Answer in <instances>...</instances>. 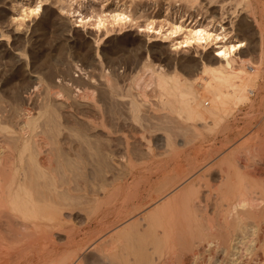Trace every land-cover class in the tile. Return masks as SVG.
Here are the masks:
<instances>
[{"label": "rangeland", "instance_id": "obj_1", "mask_svg": "<svg viewBox=\"0 0 264 264\" xmlns=\"http://www.w3.org/2000/svg\"><path fill=\"white\" fill-rule=\"evenodd\" d=\"M13 3L12 0H0V137L5 136L0 138V143L5 140L13 145L12 152L17 166V174H13L15 182L19 181L30 188L54 186L56 195L59 188L58 195L62 190L67 197H73V200L72 197L65 199L66 207L64 206L63 210L68 230L73 224V227L83 228L84 231L82 229L81 232H86L96 225L98 220L105 221L111 228L133 215L125 216L133 207H138L134 212L137 213L128 223L135 220L143 222L140 220L147 211L149 212V208L153 207L149 204L151 195H155L154 189L162 183L161 180H164L166 175L170 176L171 180L172 169L176 163H183L184 166L186 161L195 155L201 164L196 167L190 179L203 177H200L196 187L199 195L205 194L206 188L202 187L207 182L217 185L224 176L226 168L222 161L231 156V153H235L233 156L238 159L237 164L242 168L246 154L241 146L245 138V142L250 138L248 146H256V151H252V154L258 155L256 167L260 170L253 179L264 180V133L260 135L262 138L258 141H262H257L258 145L252 137L258 129L257 122L264 119V105L260 112L255 108L250 109L248 102L236 104V107L233 105L231 114L225 115L215 125L207 119L205 123L211 126L210 130L201 129L200 134L196 135L189 121L176 118L174 120L167 112L169 118L166 116V110L159 111L156 98L152 95L142 104L143 100H139L140 97L131 84L132 77L141 68L140 65L147 62L152 66L154 64L153 68H162L169 75L177 73L181 78L192 79L199 71L201 62L212 56L216 49L213 48L214 45L207 50L195 45L172 49L170 42H162L158 37L150 38L149 36L154 34L139 32L136 26L129 24L121 29L114 26L106 33L104 28L98 29L94 25L95 17H92L91 21L79 23L78 18L72 15L77 6L68 5L67 0H61L59 3L47 0L39 12L26 16L18 23L11 19ZM34 3L35 0H31L28 4ZM194 5L203 15L201 22L206 23L209 18L222 19L224 26L232 30L234 38L244 43L238 55L249 58L261 68L259 89H254L249 95L250 101L256 102L260 95L264 96V0H197ZM59 6L69 9L70 12L61 11ZM186 6L187 4L183 3L182 7ZM84 12L86 10H83ZM93 13H101L98 4ZM147 14L149 18H156L153 26L157 28L161 25L160 13L154 14L148 10ZM144 23L143 19L138 21V24ZM108 29H111L110 25ZM86 88L93 91L87 98L81 96V91ZM133 100L140 105L136 111L130 102ZM28 117L31 121L27 125V131L23 133L20 125ZM202 123L196 122L198 127L204 124ZM185 124L189 130H185L188 129ZM36 141L40 142L38 147L35 145ZM260 144L263 146H259ZM179 146L183 151L179 152L177 157L176 149H179ZM182 146L184 147L181 148ZM213 146L214 149H220L214 150ZM206 147L207 149H203ZM239 148H242L243 152ZM194 150H197V153ZM26 177L31 178L25 179ZM190 179L181 186L186 185ZM46 184L48 185L45 186ZM119 191L122 193L119 194ZM111 194L112 198L116 199L109 198ZM121 201H124V204ZM104 205L108 206L105 208ZM87 220L90 222L89 227L84 224ZM255 236L251 243L252 247L256 246L255 252L252 253L255 255H246L240 251L243 250V246H240L238 254L229 259L238 256L239 264H264L263 222L259 223ZM79 237L80 235L77 238ZM103 238L106 237L97 240L96 244ZM96 244L83 251L81 258L83 257L82 260L84 259L86 264H117L109 262L99 254L94 248ZM218 252L214 254L211 263L216 261L214 259L218 260L217 264L232 263L230 260H223L224 253L221 250Z\"/></svg>", "mask_w": 264, "mask_h": 264}, {"label": "bare ground", "instance_id": "obj_2", "mask_svg": "<svg viewBox=\"0 0 264 264\" xmlns=\"http://www.w3.org/2000/svg\"><path fill=\"white\" fill-rule=\"evenodd\" d=\"M12 1H14V3L11 6V19L19 23L23 21L26 16L37 13L36 9L38 8L40 10L47 0H35L33 5L28 4L31 0ZM55 1L57 3L61 2V0ZM67 1L69 3L68 5L75 4L77 6L72 12V15L78 18L77 21L79 23L83 24L86 21H91L92 17H95L94 25L98 29L104 28L105 32L112 30L114 26L121 29L126 24H129L136 26L139 32L146 31L154 34L149 36L150 38L158 37L162 42H170L172 49L187 48L195 45L201 49L207 50L214 45L213 48L216 49H214L212 56L209 58L207 57L208 59H206V61L201 62L199 71L192 79L181 78L177 73L169 75L164 72L162 68H153L154 64L152 66L147 64L148 62L145 64L142 62L143 65H140L141 68L139 71L137 70L138 72H136L135 76L131 79V84H133L132 86L140 97H138L139 100H143L142 104L148 101L149 96L152 95L154 99L156 98L158 110H166L165 113L167 112L169 114L168 116H171L174 120L182 119L183 121H189L196 135L200 134L201 129L206 128L210 130L211 126L205 123L207 119L210 120L213 125L217 124L225 115H228L233 110V105L236 107V104H247L248 102L250 109L255 108L258 112H260L263 107L264 96L259 94L260 98L258 97L259 99L256 102L250 101L249 99V95L252 94L253 90L258 88V82L259 79H261L262 73L261 68L251 62L249 58L238 55L244 43L242 40L238 41L234 38L232 30H228V26H224L223 22H221L222 19L216 20L209 18L206 23L201 22L203 15L199 12L196 5H194L197 0ZM23 3L27 5L23 6ZM183 3L187 4L185 8L182 7ZM97 4L101 9L100 14L93 13L95 12ZM61 6H59L61 11L70 12L69 9H64V7L62 8ZM83 10H86V12L83 13ZM148 10L154 14H161V25L157 26V28L153 26L156 18L154 16L149 18L147 14ZM74 12L75 14H73ZM194 12H196V14H194ZM141 19L145 21L144 24H138V21ZM108 25H110L111 29H108ZM162 28L165 29L162 30ZM218 53H222V55H218ZM56 93L60 95L59 92L56 91ZM92 93L93 91L91 89L89 90L86 88L81 91V96L86 97ZM130 102H132L131 105L134 111L138 110L140 106L139 102L136 100ZM161 116L163 117V115ZM30 121L31 119L28 117L27 120L20 125V130H23V133L27 131V125ZM262 121L257 122L258 129L257 131L255 130L256 132L251 129L255 132L252 137L255 138L256 144L257 141L262 138L260 135L262 136L264 133V119H262ZM196 122L200 124L203 122L204 124L202 123L203 125L198 127L199 125L197 126ZM184 126L188 129L182 126L181 128L189 130L187 124ZM190 133L192 134L193 131ZM191 139L192 138H190V141ZM245 140L246 138L241 146L246 154L242 168L237 164L238 159L236 160V157L233 156L235 153H231V156L224 160L222 159V164L224 163L226 168L225 174L217 185L208 184L207 182V184L202 187L206 188L205 194L199 195V190L196 187L201 176H197L192 180L190 179L195 173L196 167L201 164L195 155L197 150H194L195 153L194 151L193 153L195 156L186 161L185 167L182 165L183 163L179 162L176 163L175 166L173 165L174 167L172 170L174 178L171 176L170 180V176L166 175L164 180H161L162 183L159 185L157 184L158 186L154 189L155 195H151L152 197L150 198L151 203L149 205H153V207L149 208V212L147 211V214L142 217L140 221L143 222L135 220L128 223V221H131L129 219L136 216L135 214L137 213L134 212L138 207H133L132 210H128L129 212L125 210V216L129 214L133 215L127 217L119 224L110 228L109 225L105 224V221L98 220L95 222L96 225L92 226V228L90 230L88 229L86 232H81L83 228L73 227V224L68 230V222L63 210H65L64 206L66 205L65 199L72 196L67 197L66 193L65 195L64 192H61L62 190L60 191L61 194L58 195L59 188L57 189L56 195L54 186L52 188H45L43 186L34 187L31 184L34 188H30L29 185L28 188L25 186L26 184L23 185L19 181L15 182L13 174L15 172V174H17V166L15 163V156L12 152L13 145L11 146L5 140H1L0 264H86L83 261L84 259L82 260L83 257L81 258L83 251L94 243L96 244V241L103 236L106 238L99 241L94 248L99 254L107 258L109 262L117 264H210L211 260L214 258V254L218 252V250L224 253L223 260H230L232 262L231 264H239V260L237 261L238 256L230 259L229 257L237 255L240 246H243V248H241L243 250H240L241 252L243 251L246 255L250 256L255 255L252 253L255 252L256 246L252 247L251 243L254 241V237H256L255 235L258 231L259 223H264V180L258 181L256 178V180L253 179L254 176L258 175L260 170H257L256 167L258 164L256 156L258 155L252 154V151H256V146H248V140L247 142H245ZM165 142L167 141L165 140ZM39 143V141H36L35 145L38 147ZM180 146L178 147L179 149H176V156L179 152L183 151V149H180ZM259 146H263V144ZM183 147L184 146L181 148ZM208 147L211 148V146ZM236 148L238 147L236 146ZM242 148L239 149L242 151ZM203 149H207V147ZM200 150L201 149L198 151ZM208 150L211 149L208 148ZM171 152L172 151H170V153ZM258 153L262 152L258 151ZM171 156L175 157L174 155ZM188 156L190 157V155ZM261 156L259 155V157ZM28 158L30 159V157ZM167 158L172 159L170 157ZM161 161L162 160H160V162ZM34 166L33 168H35ZM205 169L207 170V168ZM205 169L203 170L205 171ZM34 172L36 171L34 170L33 174H35ZM37 173L39 174V172ZM29 178L26 177L25 179ZM35 178H37V176ZM202 178L203 177H201V179ZM188 179H190V181L186 185L181 186V184ZM53 180L54 179H52V181ZM156 180H158V178ZM43 182L45 184V181ZM47 182L49 183L48 180ZM47 185L48 184L45 186ZM44 189L49 191L46 192ZM120 191L119 194L122 193ZM54 198L57 200H52ZM109 198H112V194ZM126 201H128L127 198ZM121 202L123 203L124 201ZM68 205L71 204L68 203ZM76 205H78V203H76ZM107 206H105V208ZM131 206H133L132 203ZM115 215H117V213ZM84 224L88 227L90 226L88 220L85 221ZM79 235L80 237L81 235L83 236L78 239L77 237ZM260 239H258V241ZM261 241L262 239L259 241L260 246ZM263 243L264 242H262V244ZM214 260L216 261L211 264H217L216 262L218 260Z\"/></svg>", "mask_w": 264, "mask_h": 264}, {"label": "snow or ice", "instance_id": "obj_3", "mask_svg": "<svg viewBox=\"0 0 264 264\" xmlns=\"http://www.w3.org/2000/svg\"><path fill=\"white\" fill-rule=\"evenodd\" d=\"M36 11L39 12V9L37 8ZM218 55H222V53H218Z\"/></svg>", "mask_w": 264, "mask_h": 264}]
</instances>
